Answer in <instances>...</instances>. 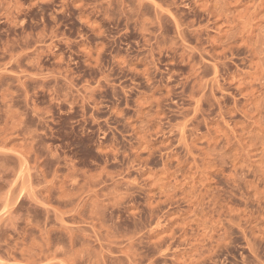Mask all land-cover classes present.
Instances as JSON below:
<instances>
[{
  "label": "rangeland",
  "instance_id": "rangeland-1",
  "mask_svg": "<svg viewBox=\"0 0 264 264\" xmlns=\"http://www.w3.org/2000/svg\"><path fill=\"white\" fill-rule=\"evenodd\" d=\"M0 264H264V0H0Z\"/></svg>",
  "mask_w": 264,
  "mask_h": 264
}]
</instances>
